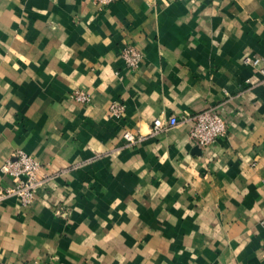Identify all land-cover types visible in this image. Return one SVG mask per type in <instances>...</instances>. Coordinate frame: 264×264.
<instances>
[{"label":"crops","instance_id":"1","mask_svg":"<svg viewBox=\"0 0 264 264\" xmlns=\"http://www.w3.org/2000/svg\"><path fill=\"white\" fill-rule=\"evenodd\" d=\"M255 57L264 0H0V183L17 151L43 179L0 201V264H264ZM209 109L228 130L204 149L192 122L152 133Z\"/></svg>","mask_w":264,"mask_h":264},{"label":"built area","instance_id":"2","mask_svg":"<svg viewBox=\"0 0 264 264\" xmlns=\"http://www.w3.org/2000/svg\"><path fill=\"white\" fill-rule=\"evenodd\" d=\"M92 1L99 9H105L115 0ZM122 57L127 67L131 69L137 68L143 59L142 53L133 47L124 49ZM245 63L253 65L264 78V58H246ZM72 97L81 103H87L90 100L89 95L83 91H76ZM110 111L112 118L119 119L125 114V106L120 103H113ZM181 122L193 123L189 131V139L203 149L227 135V123L218 109L206 110L192 116L190 119H183V121L176 117L167 121L156 119L153 123L152 133L158 134L162 130L177 126ZM125 139L130 143H135L133 134H125ZM1 170L8 183H0V201L8 197H15L24 206L32 204L36 199L38 188L43 183L41 178L42 165L40 162L22 151H17L11 159L3 163ZM34 264L40 263L36 262Z\"/></svg>","mask_w":264,"mask_h":264}]
</instances>
